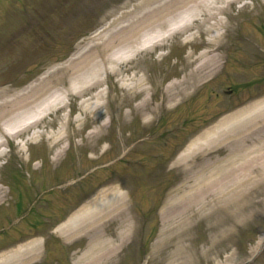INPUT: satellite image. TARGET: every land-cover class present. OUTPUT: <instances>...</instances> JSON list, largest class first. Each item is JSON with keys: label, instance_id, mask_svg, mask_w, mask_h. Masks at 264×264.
<instances>
[{"label": "rangeland", "instance_id": "rangeland-1", "mask_svg": "<svg viewBox=\"0 0 264 264\" xmlns=\"http://www.w3.org/2000/svg\"><path fill=\"white\" fill-rule=\"evenodd\" d=\"M251 1L253 4L239 11L233 20L235 27L231 34L235 40L230 39L224 50L221 51V62L226 61V71L223 70L217 78L221 72L222 63L220 72L205 83H208V88L212 91V98L209 105H206V112L210 110L212 113L214 110H221L226 107L223 102H229L228 95L222 96L219 93L221 86L227 87L232 81L235 82L234 80L249 82L248 84L252 86H245L238 96L233 98L235 103H239L240 98L247 99L256 94L257 87L253 82L258 83L264 78V0ZM143 4L144 0H0V8L2 7L0 9V92L3 91L4 94L9 91L13 94L14 91L31 84L39 76L45 75L50 69L57 66L66 67L59 68L53 74L54 77H63V84L66 87L71 84H94L93 77H88L82 82L78 81L76 69L79 59L87 53L88 43L93 34L103 29L115 28L122 19L131 15V12L139 10ZM239 5L240 3H236L233 6L235 11L239 10ZM249 20L251 22H247ZM243 21L250 25L249 28H244L247 36L240 33ZM258 25H262V27H258ZM165 47L167 51L169 49L171 51L162 60H159L151 52L146 57L144 53L140 54L133 60L138 62L140 74L143 73L142 69L145 66L153 75L155 84L151 85H153V89L155 87V93L151 105L154 104L153 101L157 102L160 99L156 100L158 98L156 95H159L162 100L164 85L175 77L182 78L184 76L185 71L188 70L186 54L192 48L197 51L200 49L199 45L184 43L180 35L172 38ZM219 79L220 81H218ZM108 81L104 84H111V89L118 93V98L121 93H124L123 97L131 96L132 92L125 91V88L118 85L122 83L117 82L113 76H110ZM127 84H135V82L127 80ZM93 92L96 94L97 90L95 89ZM206 92L205 88L199 93L200 99L205 98L204 95L207 96ZM69 97L74 102L78 99L74 93ZM218 102L220 108L211 107ZM136 103L137 99H133L131 96L129 104L122 108L124 113L122 118L124 119L130 107L134 108V112L128 114L126 118L129 119L127 120L129 124L126 127L117 121L121 127V132L117 134V137L120 139L119 135H122V145L126 144V136L133 137L138 131H142L144 113L134 107ZM176 103L171 105L174 109H169L171 107L167 106L162 111L163 108H160L162 111L160 115L163 114V119L159 122L157 119L150 125L144 123V127H146L144 135L150 137L151 142L134 148L128 155L131 158L128 164L117 165V168L123 171L131 170L135 174V176H130L132 182L126 192L128 208L129 199L132 196H135L139 201H144V205L142 204L143 208H139L140 211L134 208L133 211L128 209V213H119L115 218L112 213L100 221L101 232L107 238L111 237V244H114V247L110 248L106 259L98 264H133L135 260L141 261L140 264H241L258 250L257 240L260 235L264 234L262 203L258 205L252 203L253 205L237 210L228 205L232 198L221 203H219L220 200L215 203L211 199L207 203L206 209L198 213L197 221H193L187 231L178 233L179 238L173 237L176 233L171 231L162 232V216L163 209L167 207L166 203L175 197L181 186L183 188L186 183L195 182L194 170L196 168L184 170L179 166L169 165L166 168L164 166L161 168L159 165L161 163L158 159L168 145L157 143V137L163 133V128H173L175 123L182 122V116L188 113L186 109L182 108L186 102L177 106ZM222 104L225 105L222 106ZM73 108V112L77 111V113L74 115L75 119L72 121L71 117L69 123L65 122L66 119L62 115L64 108L52 109L40 123V128L37 127L42 130L45 129L44 125H48L45 129L46 133H43L35 141L27 142L28 149L26 150L17 146V138L8 136L9 140H7L11 150H7L0 157V164L11 162L10 154L18 160L7 163L2 169L4 183L1 184L0 194L4 195L6 200L0 204V249L23 233L25 236L35 233L37 228L47 220L55 219L65 211V208L75 207L81 202L90 201L94 196H99L105 188L98 186V182L102 177H106L112 168L100 171L93 167L99 163L107 162L115 152L112 146L114 127L107 129L108 133L105 134L107 136H104L109 141L106 140L107 143L105 138L99 135L88 137V131L90 132L91 129L99 125V122L95 121L96 109L90 107V110L83 111L79 102H76ZM179 109L180 113L176 112ZM204 112L200 111L199 114L203 116ZM78 115L79 117H77ZM104 118L106 115L101 120ZM86 121L87 125H85ZM157 122L159 129H151L149 132L152 134H148L147 128L154 127ZM256 129L257 133L252 132L250 135L251 143L264 139V124H258L253 131ZM10 130L13 131L15 128L11 127ZM34 130L29 129L24 132L23 137L29 136ZM66 132L71 135L70 138L73 142L77 143L81 140L82 144L79 146L78 143L79 147L72 146L69 149L71 145L67 148L69 140L66 138L56 145L55 137L64 135ZM169 141L167 140V142ZM106 144L111 147L95 159V152H102ZM63 147L65 151L61 159L54 160V152ZM209 156L216 158L217 154L211 152ZM134 159L137 160L134 162V169H132L129 163ZM201 161L204 160L197 157V164H200ZM201 165L202 163L198 168ZM21 167L23 170H29L30 176L27 179L11 177L12 171ZM92 172L95 173L85 179L83 184H74L60 189L64 180L74 178L77 173ZM175 180L178 181L174 183ZM14 181H16L15 187L10 185ZM139 181L144 183V188L137 187ZM262 189H264V185ZM263 192L261 190V194L256 196V190H252L250 195L262 198L264 203ZM18 194L20 203L16 201ZM162 195L164 201L158 209V217L155 219L152 217L150 220L149 207L157 203V199ZM16 203L18 205L22 203L25 206L24 212L21 206H15ZM20 215L22 216L20 217ZM152 228L155 230L152 231ZM142 231L144 243L148 235L150 236L147 248L144 247L143 260L139 254ZM94 237L95 232L81 231L71 240H65L52 231L42 242L43 255H40L36 264H75L78 261L77 258L86 250L85 248ZM251 264H264V254Z\"/></svg>", "mask_w": 264, "mask_h": 264}, {"label": "bare ground", "instance_id": "bare-ground-1", "mask_svg": "<svg viewBox=\"0 0 264 264\" xmlns=\"http://www.w3.org/2000/svg\"><path fill=\"white\" fill-rule=\"evenodd\" d=\"M231 0H157L144 2V8L126 19L115 31L104 34L96 33L88 47L90 52L83 54L76 66L78 81L82 82L92 76L94 84H75L74 92L80 96H87V90L99 88L105 76L115 74L120 80H133L135 84H122L129 90L140 91L143 97L136 107L145 112L144 119L150 121L159 109V103H152L153 86L149 84L151 78L146 73L139 74L136 65L131 64L130 58L139 52L154 51L158 46L177 34H185L184 41L197 42L202 33L208 34L206 49L199 53L192 51L189 61V72L182 78L171 80L166 88L163 102L171 106L175 102L188 96L198 83L203 82L214 74L219 67V57L216 50L221 46L224 34L221 29H229L228 20L222 15L229 11ZM98 42V43H97ZM66 68L58 66L39 77L37 82L26 88L14 92L12 95H0V157L4 154L6 145L3 137L11 135L20 137L29 129L40 126L48 112L55 106L57 99L63 100L70 92L63 77H54L51 73ZM136 69L131 76H124ZM68 70V69H66ZM74 85V84H71ZM2 93V92H1ZM55 93H58L56 96ZM138 95V93H136ZM104 89L96 94L91 93L82 103L84 106L94 107L102 114L104 105ZM130 97H123L118 102V108L128 105ZM165 105V104H163ZM128 112L126 113L127 117ZM259 123H264V98L251 105L226 115L215 125L203 129L182 150L177 160L190 161L192 165L201 157L202 165L195 173L196 180L188 190L172 199L165 215L175 219V228L188 224L194 217V205L201 208L208 203L209 196L216 202L229 200L242 194V203H262L263 199L253 201L247 197V191L255 184L264 182V141L250 142L252 132ZM108 124V123H107ZM106 123L92 132L99 135ZM13 127L15 130H10ZM11 131V132H10ZM44 131L35 130L26 142L35 141ZM50 137V136H49ZM64 136L55 137L54 143L60 144ZM226 149L221 157H210L213 150ZM65 148L57 149L55 160H59ZM196 157V159H195ZM192 169V166L189 167ZM208 170V171H207ZM252 186V187H251ZM1 190V186H0ZM264 190V189H263ZM183 191V190H182ZM246 192V194H245ZM255 195V193L253 194ZM264 195V192H263ZM5 198L0 194V202ZM124 192L119 186H111L98 197L89 201L87 205L73 212L56 229V233L64 239H72L81 231L95 232L94 239L87 250L82 253L75 264H98L106 259L112 241L100 230V221L110 216L124 212ZM220 203V202H219ZM40 238H32L26 242L0 253V264H35L42 255Z\"/></svg>", "mask_w": 264, "mask_h": 264}]
</instances>
